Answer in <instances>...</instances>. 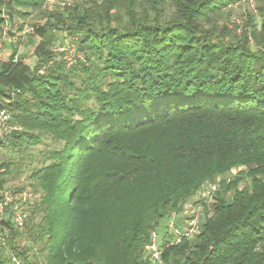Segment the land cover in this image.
Wrapping results in <instances>:
<instances>
[{
  "label": "trees",
  "instance_id": "1",
  "mask_svg": "<svg viewBox=\"0 0 264 264\" xmlns=\"http://www.w3.org/2000/svg\"><path fill=\"white\" fill-rule=\"evenodd\" d=\"M248 1L46 11L49 0H0L2 33L32 12L47 17L34 68L0 63V109L18 125L0 149L53 144L32 168L40 198L25 227L10 210L0 220V264H153L146 246L162 221L243 168L219 182L211 212L200 202L192 236L160 237L161 261L264 264V0L242 35L220 26ZM68 37L80 54L71 66L53 52ZM11 167L0 160V201Z\"/></svg>",
  "mask_w": 264,
  "mask_h": 264
},
{
  "label": "rangeland",
  "instance_id": "2",
  "mask_svg": "<svg viewBox=\"0 0 264 264\" xmlns=\"http://www.w3.org/2000/svg\"><path fill=\"white\" fill-rule=\"evenodd\" d=\"M59 2L65 0H58ZM66 2L73 4H78L81 0H66ZM171 0H168L170 3ZM262 1L260 0H249L247 3H244L242 7L232 8L234 11L230 16L228 21L223 20L220 22V26L227 25L228 28L237 27V35L240 36L243 34L244 30H247V18L248 15H253L259 21V12L258 8L262 6ZM52 7V8H51ZM70 6L63 7L60 4L48 5L46 11L50 9L56 10H65ZM55 8V9H54ZM167 10H170L167 7ZM47 23V17L43 16L39 12H32L27 18H16L12 25L4 28L3 33L0 32V45H2V53L0 55V63H10L13 64L22 63L23 65L28 66L29 68H34L38 60L36 49L37 43L32 38L35 35V30L42 28ZM235 30V28L233 29ZM248 32V31H247ZM69 38V37H68ZM59 41L64 42L62 34H59ZM72 39L69 38L65 42H70ZM252 43V40L250 39ZM14 52L16 55L14 56ZM14 56V57H13ZM61 59V58H60ZM76 59V58H75ZM74 59V61H75ZM73 61V62H74ZM3 100L5 99L2 96ZM0 100V101H3ZM15 128L16 123L12 124ZM53 144L50 140H45L43 145L32 146L30 149H25V151H19L15 149H0V160L7 161L12 163L11 175L8 177V185L6 191H3L2 195L5 193H10L16 195L18 193L25 192L28 194L29 199L25 204L26 213L29 212V209L35 207L37 201H39L40 195L34 188H32V168L37 166L40 160V153L46 151L49 148H52ZM244 170H233L231 173H228L224 177L218 179L215 184H211L203 188L193 199H191L188 204L184 207L182 213L169 217L162 221L159 228V241L161 236L165 235L166 232H169L171 235L176 234L175 231L189 232L191 229L196 228L200 225V222L205 218V207L201 203H205L211 212L212 205L214 204V193L218 190H223L220 188L219 182L222 179L227 181H232L240 171ZM248 182H243L239 185V188L242 190ZM15 202H18L16 200ZM201 202V203H200ZM9 210V209H8ZM12 214V213H11ZM6 215V214H5ZM4 215V218L6 217ZM173 227L170 228L169 226ZM171 224V225H170ZM1 224H0V234H1ZM198 228V227H197ZM24 231V230H23ZM7 235V232H4ZM153 264H159L154 262Z\"/></svg>",
  "mask_w": 264,
  "mask_h": 264
},
{
  "label": "built area",
  "instance_id": "3",
  "mask_svg": "<svg viewBox=\"0 0 264 264\" xmlns=\"http://www.w3.org/2000/svg\"><path fill=\"white\" fill-rule=\"evenodd\" d=\"M60 4L63 7L70 6L71 3H68L65 1H58V0H49L48 5H56ZM75 39H72L67 45H58L53 48V52L57 53L59 56H63L64 60L68 62V66H71L75 58H80V54L77 50ZM2 45H0V55L2 53ZM1 61V57H0ZM41 73H44L41 71ZM12 113L7 109H0V140H5L8 136L11 135V133L15 130H18L17 127L12 126ZM29 196L27 193L22 192L18 193L16 195H12L10 193L3 194V199L0 201V220H3L4 215L6 214V211L9 209L12 212V220L14 224L20 228L23 229L25 227V222L27 218V214L25 212V204L28 202ZM18 200V202H15ZM175 217V215H173ZM169 226L170 228L173 227ZM171 225V224H170ZM197 230L196 228L191 229L187 234L189 236H192ZM176 234L179 233V231H175ZM5 238L0 235V244H5ZM146 251L151 256V259L154 262H157L159 264H163L161 261L162 252L159 248V237L157 233L152 234L151 243L146 246ZM14 262L16 264H20V262L17 261V259H14Z\"/></svg>",
  "mask_w": 264,
  "mask_h": 264
}]
</instances>
